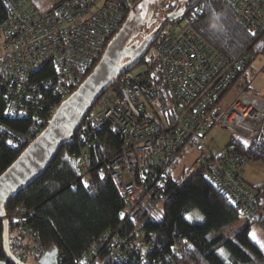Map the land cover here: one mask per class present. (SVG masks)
I'll return each instance as SVG.
<instances>
[{"label":"built area","instance_id":"1","mask_svg":"<svg viewBox=\"0 0 264 264\" xmlns=\"http://www.w3.org/2000/svg\"><path fill=\"white\" fill-rule=\"evenodd\" d=\"M4 1L10 15L0 28V95L6 100L7 116L32 119L30 132L20 135L28 146L98 63L135 0H57L45 9H38L31 0ZM224 1L253 38L246 49L230 59L192 22H169L161 40L144 55L146 71L122 74L65 143L81 141L87 129L104 126L120 137V148L104 162L124 199V217L133 222L152 217L157 204L165 201L168 175L164 168L184 145L209 160L208 178L242 214L264 215L257 191L243 180L248 157L235 144H227L220 152L207 145L214 128L227 129L235 141L248 143L264 127V97L251 94L241 76L253 52L264 45V0ZM46 65L53 67L52 75L37 80L35 76ZM151 77L166 86L169 111L158 106V89ZM232 87L236 98L223 108L219 103ZM80 159L81 177L86 178L92 167L90 154L82 149ZM33 215V208L21 204L11 216L18 223V258L26 262L48 250L29 225ZM122 226L93 240L74 258L76 264H91V253L103 247L120 263L151 252V241L128 232L121 235Z\"/></svg>","mask_w":264,"mask_h":264},{"label":"trees","instance_id":"2","mask_svg":"<svg viewBox=\"0 0 264 264\" xmlns=\"http://www.w3.org/2000/svg\"><path fill=\"white\" fill-rule=\"evenodd\" d=\"M176 9L184 11V15L176 20L192 22L198 33L230 59L239 55L253 41L250 33L236 20L234 10L224 0H160L150 10L134 41H140ZM129 10L127 8L126 15ZM9 15L7 4L0 0V28ZM167 26L153 44L161 40ZM260 55H264V45L255 51V58L241 74L247 89L250 87L248 70L253 68L254 61ZM144 62L143 57L139 65ZM52 73L53 67L46 65L35 78L41 80ZM146 75L150 77V73ZM151 79L158 89L157 102L161 103V110L169 111L166 86L160 79ZM119 94L124 99L122 89ZM5 107L6 100L0 95V175L27 147L20 135L29 133L32 124L31 118L7 116ZM168 113L171 120L172 115ZM229 144H235L238 152L248 156L249 160L264 163V127L259 137L248 143L235 141L231 137ZM120 146V137L109 126L87 129L81 141L64 144L58 150L41 176L8 198L4 208L9 217V246L15 256L19 257L20 240L18 223L11 216L19 205L24 204L34 209L29 225L45 247L59 248L60 264H76L74 258L93 240L113 231L120 224L123 225L121 235L128 232L132 237H144L151 241V252L140 256L139 260L130 259L120 263L113 261L108 247H103L91 253L88 258L91 264H264V250L249 236L254 224L264 226V215L257 219L242 214L239 207L208 178L206 172L210 162L207 158L201 157L195 170L183 182L173 176L174 169L189 152L186 145L177 150L176 157L164 168L168 180L165 201L159 213L139 222L125 218L124 199L104 162ZM82 149L90 154L92 160L91 171L86 178L81 177ZM251 187L259 193L260 186ZM242 218L245 219V226L234 236L219 232L222 227ZM0 259L14 264L8 261L4 251L1 220ZM34 260L38 263V258Z\"/></svg>","mask_w":264,"mask_h":264},{"label":"water","instance_id":"3","mask_svg":"<svg viewBox=\"0 0 264 264\" xmlns=\"http://www.w3.org/2000/svg\"><path fill=\"white\" fill-rule=\"evenodd\" d=\"M160 0H137L127 14L122 27L107 44L98 63L82 84L63 101L44 131L0 175V220L3 224V246L8 261L31 264L15 256L9 246V220L4 208L14 193L29 186L43 174L58 150L76 132L91 108L106 90L127 71L139 65L148 48L169 22L184 15L177 11L166 15L160 23L140 41H134L152 7ZM155 19L154 21H156ZM153 21V22H154ZM128 58L127 60H125ZM128 100L127 95H125ZM0 264L7 261L0 259ZM37 264H60L57 246L49 248Z\"/></svg>","mask_w":264,"mask_h":264},{"label":"rangeland","instance_id":"4","mask_svg":"<svg viewBox=\"0 0 264 264\" xmlns=\"http://www.w3.org/2000/svg\"><path fill=\"white\" fill-rule=\"evenodd\" d=\"M31 2L33 3L34 6H36L38 9H45L47 8L49 5L54 4L55 2H57V0H31ZM253 68H250L248 70V76L250 79V87L248 88V91L251 94L257 95V96H261L264 97V55H260L256 58V60L253 63ZM132 71L136 72H145L146 68L145 65H139L137 67H135L134 69H132ZM237 95V91L235 89V87H232L227 93L226 95L223 97V99L220 101V106L223 108L228 107L236 98ZM98 103V101L96 102ZM158 106L161 107V103L157 102ZM166 110V109H164ZM168 111V110H166ZM231 139V132L227 129H221V128H214L210 131L208 137H207V145L208 147L214 151V152H220L222 151L223 148H225V146L227 144H229ZM245 155V154H244ZM248 157V156H247ZM201 156L200 154L191 149L189 150L188 154L181 160L180 164L177 166V168L174 169L173 171V176L177 179H179L181 182H183L184 180H186L188 178V176L195 170V165L196 163L200 162ZM258 164L257 166H254L255 164ZM247 164V166H246ZM246 166V167H245ZM248 166H250V168L252 170H255L254 167H257V173H254L255 175L257 174L258 178H260L261 180H264V163L262 162H258V161H252L249 160V158L247 159V162L244 165V168H248ZM252 166H254L252 168ZM244 168H243V175H244ZM249 170L247 169V171L245 172V175L249 174ZM244 180V178H243ZM245 181V180H244ZM264 183V181H262ZM246 183V181H245ZM247 185H249L248 183H246ZM251 186V185H249ZM264 189V185L262 187ZM258 193V192H257ZM259 195V200H260V194ZM261 203V201H260ZM163 201H160L157 206L154 208V210L151 212V216L155 217L157 213H159L161 207H162ZM261 207L264 209V205L261 203ZM261 218L258 214V216L256 217ZM245 226V219L242 218L239 221H236L234 223H231L229 225H226L224 227H222L219 232H224L226 234H228L229 236H234L235 233L242 229ZM254 232L258 239L264 243V226H260L258 224H254L250 230V233ZM264 250V249H263ZM28 263L31 264H37L35 263L36 261L34 259H30L27 261Z\"/></svg>","mask_w":264,"mask_h":264},{"label":"crops","instance_id":"5","mask_svg":"<svg viewBox=\"0 0 264 264\" xmlns=\"http://www.w3.org/2000/svg\"><path fill=\"white\" fill-rule=\"evenodd\" d=\"M50 6V5H49ZM258 164L256 163L254 166H257ZM247 166V164H246ZM245 166V167H246ZM252 166V168L254 167ZM255 170H252L250 168V166H248L247 169H250L249 170V174L245 175V172L247 171L246 168H244V175H243V178L244 180L246 181V183H248L249 185L251 186H260V191H259V194H260V201L261 203L264 205V189L262 188L264 183L262 181L264 180H261L260 178H258L257 174L255 175L254 173H257V167H254Z\"/></svg>","mask_w":264,"mask_h":264},{"label":"snow or ice","instance_id":"6","mask_svg":"<svg viewBox=\"0 0 264 264\" xmlns=\"http://www.w3.org/2000/svg\"><path fill=\"white\" fill-rule=\"evenodd\" d=\"M245 143H246V142H245ZM85 187H87V185H85ZM249 236H250V238H251L255 243H257L258 245H260V247H261L262 249H264V243H262V242L258 239L257 235H256L254 232L249 233Z\"/></svg>","mask_w":264,"mask_h":264},{"label":"bare ground","instance_id":"7","mask_svg":"<svg viewBox=\"0 0 264 264\" xmlns=\"http://www.w3.org/2000/svg\"><path fill=\"white\" fill-rule=\"evenodd\" d=\"M253 58H255L254 52H253Z\"/></svg>","mask_w":264,"mask_h":264}]
</instances>
